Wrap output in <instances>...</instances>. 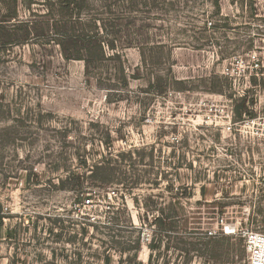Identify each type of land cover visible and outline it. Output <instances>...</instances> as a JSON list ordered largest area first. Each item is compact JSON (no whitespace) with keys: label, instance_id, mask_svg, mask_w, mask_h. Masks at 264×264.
Here are the masks:
<instances>
[{"label":"rangeland","instance_id":"obj_1","mask_svg":"<svg viewBox=\"0 0 264 264\" xmlns=\"http://www.w3.org/2000/svg\"><path fill=\"white\" fill-rule=\"evenodd\" d=\"M65 1L0 0V264H247L264 0Z\"/></svg>","mask_w":264,"mask_h":264},{"label":"built area","instance_id":"obj_2","mask_svg":"<svg viewBox=\"0 0 264 264\" xmlns=\"http://www.w3.org/2000/svg\"><path fill=\"white\" fill-rule=\"evenodd\" d=\"M229 129L230 120H228ZM235 228L225 225L221 229V234H235ZM209 235H213L215 231H209ZM244 247L247 253V264H264V233L258 231H247L244 237Z\"/></svg>","mask_w":264,"mask_h":264},{"label":"trees","instance_id":"obj_3","mask_svg":"<svg viewBox=\"0 0 264 264\" xmlns=\"http://www.w3.org/2000/svg\"><path fill=\"white\" fill-rule=\"evenodd\" d=\"M13 1H15V0H13ZM63 4H64V7H67V8H68V6L71 4V2L68 1V0H66L65 3H63ZM217 4H218V1L215 0V1H214V5H215V7H216V12L218 11ZM82 40H83V42H84L86 45H88L90 42H92V39H91L90 37H87L86 40H85V39H82ZM58 44L61 45L62 43L58 41ZM110 48H113V44H110ZM99 49H100V48H99ZM74 58H80V59H81L82 57L77 56V57H74ZM214 91H215V90H214ZM244 102H245V98L241 97V99H240V103L234 105V108H233V110H234V114H235V116L238 117V118H240L241 115H242V109L244 108ZM99 170H100V171H104V172L107 171V172H108L107 174H108L109 176H111L110 174H113V172L115 171V169H114L113 167H111L108 163H106V164H104V166H103V165H101V166H98V165L94 166V168L92 169V175H90V176H92V177L94 176L96 180H101L100 178L97 177V174H98ZM93 173H94V175H93ZM157 221H158L160 224H162L161 219L158 218ZM152 246H153V245H150V247H152Z\"/></svg>","mask_w":264,"mask_h":264}]
</instances>
